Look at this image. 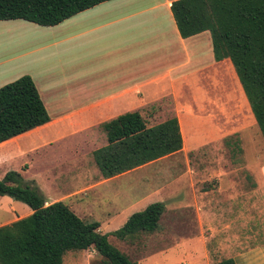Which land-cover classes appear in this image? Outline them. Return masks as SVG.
<instances>
[{"label": "crops", "instance_id": "crops-1", "mask_svg": "<svg viewBox=\"0 0 264 264\" xmlns=\"http://www.w3.org/2000/svg\"><path fill=\"white\" fill-rule=\"evenodd\" d=\"M173 1L108 0L51 27L0 21V87L30 77L49 117L0 143V163L16 160L12 172L25 183L58 192L44 206L60 201L82 221L96 222L100 234L159 202L164 213L171 211L172 234H199L170 248L190 244L180 259L186 264H264V163L250 167L261 184L241 195L235 166L240 145L262 138L230 61L213 60L207 31L180 38L170 13ZM129 112H137L146 127L175 118L181 148L102 178L92 158L106 145L101 126ZM228 148L238 159L231 168L189 167L188 158L212 159L214 151L227 156ZM177 155L185 169L142 173ZM30 213L23 210L0 226ZM249 216L250 228L238 231V220ZM223 233L232 237L233 254L221 252Z\"/></svg>", "mask_w": 264, "mask_h": 264}, {"label": "trees", "instance_id": "trees-1", "mask_svg": "<svg viewBox=\"0 0 264 264\" xmlns=\"http://www.w3.org/2000/svg\"><path fill=\"white\" fill-rule=\"evenodd\" d=\"M108 0H0V21L21 20L41 27L62 21ZM170 13L180 38L207 31L214 61L227 58L240 83L264 143V0H175ZM49 121L28 76L0 87V143ZM106 145L92 153L102 178L142 166L181 148L175 118L146 127L137 112L101 126ZM231 138H228V140ZM241 150L238 144V154ZM0 197L23 203L31 213L0 226V264H61L69 252L93 250L98 264H137L110 246L107 237L131 242L159 228L162 203L132 213L110 234L85 223L60 201L44 206L33 187L9 171L0 180ZM213 264H235L232 259Z\"/></svg>", "mask_w": 264, "mask_h": 264}, {"label": "rangeland", "instance_id": "rangeland-1", "mask_svg": "<svg viewBox=\"0 0 264 264\" xmlns=\"http://www.w3.org/2000/svg\"><path fill=\"white\" fill-rule=\"evenodd\" d=\"M163 104L167 105L168 101H164ZM163 114H164L163 116L169 117L170 112L164 111ZM240 146L243 150V153H242V156L239 158L240 160H239L238 165H235V163L238 161V159L234 158V155H236L235 151H232L231 149L228 148L229 154L228 153L227 154L230 155L231 158L228 155L226 156V152H224V154L222 155H219L217 151H214V154L211 153L212 159L209 157L200 158L198 160L188 158L189 167L193 169L194 167L199 168L207 164L211 167L213 166L214 168H217L219 166L224 167V168H231L235 165L238 167V173L236 174V178H238V195L250 194L251 190L253 189L251 188L252 184H253V187L254 185L256 186V184H261L260 180L256 181V179L253 177L254 175L250 174L251 172L250 167L258 169V167L264 163V144L261 141L260 137L257 136L256 138L253 137V141L251 143L245 142V144H242ZM15 163H17L16 160L10 163L8 162L0 163V180L3 178V175L6 172L14 171ZM145 168L146 169L142 171L144 175L151 174L154 170L156 169L158 170L161 168H166V169L168 168V171L170 172V174H172V172L174 171L185 169L186 166H185L184 160L181 159V157L177 155L175 157H167L165 159H162ZM150 176H152V174ZM194 176H197V175H194ZM198 177L200 179L203 178L202 176H198ZM22 183L27 184L23 180H22ZM27 185L30 186V184H27ZM33 189L36 191L38 195L42 197L44 201H47L50 195H53V194L57 195L58 193V192H52L49 190L46 191L45 189H40V190H37L35 188ZM253 198L254 196H251V199ZM9 207H11L12 211H9L10 209ZM27 209H28L27 206L23 203L13 201L9 199L8 197H2L0 198V222L4 221L5 218H8V219L13 218L14 214L16 216H19L22 214L23 210H27ZM222 212H223V209H221V213ZM171 218H173L171 216V211H167L161 216V221L159 225L160 228L158 229L159 231L157 230L158 232L148 234V235L141 234L135 240L131 242L119 241L109 236L107 238V242L109 243L110 246L114 247L120 253L125 255V257L130 262H135L137 264H186L185 261L180 260V259L184 257L185 252L189 248H192V246L190 244H185L181 246L180 248H176L174 251H170V248L171 246H173L172 245L173 243L175 245L176 242L178 243L182 242L186 238H189L195 241L198 239L199 234H172L171 229H170ZM225 221L231 222L229 217ZM84 222L89 223L87 221H84ZM228 222H227L228 225H231V226L233 225ZM251 224L252 222H251L250 216L245 217V219L242 218V220H238V231L249 229ZM216 226H218V224H216ZM227 235L229 234L223 233L220 236L221 241L224 242V247L223 249H221L222 250L221 252H224V253L228 252L230 254H233L234 246L233 245L231 246V244L229 245V241H228L229 239H231V242H233L232 237L231 236L228 237ZM215 236L218 237V234H216ZM210 248H212V246H210ZM223 257H226V255L224 254ZM85 260L87 261V264H98L100 262V257L93 250H86V251H81L77 253L69 252L63 256L61 264H85L86 263ZM196 264H199V263H196Z\"/></svg>", "mask_w": 264, "mask_h": 264}]
</instances>
